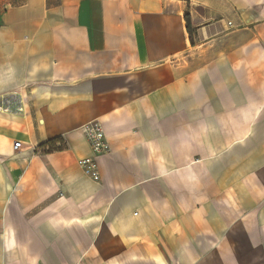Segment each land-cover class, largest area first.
<instances>
[{
    "label": "crops",
    "instance_id": "1",
    "mask_svg": "<svg viewBox=\"0 0 264 264\" xmlns=\"http://www.w3.org/2000/svg\"><path fill=\"white\" fill-rule=\"evenodd\" d=\"M0 264H264V0H0Z\"/></svg>",
    "mask_w": 264,
    "mask_h": 264
},
{
    "label": "built area",
    "instance_id": "2",
    "mask_svg": "<svg viewBox=\"0 0 264 264\" xmlns=\"http://www.w3.org/2000/svg\"><path fill=\"white\" fill-rule=\"evenodd\" d=\"M83 132L89 141L92 150L95 155H100L109 151V144L107 142V138L105 135V130L99 122L88 124L83 128ZM21 142H17L14 145L15 150H19L21 148ZM63 148V145L58 143L55 147L47 146L44 149H40L39 153H48L52 151H57ZM79 166L83 170L84 174L95 181L100 180V173L98 164L95 158H88L79 162Z\"/></svg>",
    "mask_w": 264,
    "mask_h": 264
},
{
    "label": "trees",
    "instance_id": "3",
    "mask_svg": "<svg viewBox=\"0 0 264 264\" xmlns=\"http://www.w3.org/2000/svg\"><path fill=\"white\" fill-rule=\"evenodd\" d=\"M186 19H187V23H188V28H189V30L191 29V22H190V18L189 17H186Z\"/></svg>",
    "mask_w": 264,
    "mask_h": 264
}]
</instances>
